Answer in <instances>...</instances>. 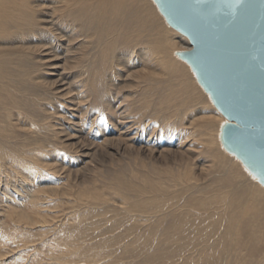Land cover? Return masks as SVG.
Returning a JSON list of instances; mask_svg holds the SVG:
<instances>
[{"label":"bare ground","instance_id":"1","mask_svg":"<svg viewBox=\"0 0 264 264\" xmlns=\"http://www.w3.org/2000/svg\"><path fill=\"white\" fill-rule=\"evenodd\" d=\"M154 2L155 0H0V140L11 141L16 133L12 131L9 133L8 130L15 131L30 124H27L26 121L32 120L33 116L30 117L25 111L32 108V103L36 99L34 92L37 87L41 86L45 91L52 89L58 96H71L69 95L72 93L70 90L65 93L62 92L64 89L59 85L61 79L55 78L57 73L53 67L59 65L55 63L59 57L52 54V46H56V48L57 46H66L64 49L67 53L64 52L66 53L64 61L67 63L71 57L69 54L70 46H82L85 43L86 46L103 44L102 53H100L101 74L103 77L105 71L109 72L107 83H110L111 87L116 86L118 81L115 77H122V73H129V77L144 78L143 81L156 79L154 84H161L164 88L155 90L150 98L147 97L145 101L143 96L142 100L143 106H150V102H155L160 106L151 108L152 111L150 110V112L155 117L153 120H150L152 119V117L149 118L150 116L149 119L145 118L147 123L154 121L151 122L150 129L148 126V131L144 133L145 136L141 134V138L145 137V147L136 146L129 137L132 133L130 129L133 130V128L129 125V113L121 105L116 109V112H113L110 129L108 131L105 129L107 132L105 131L106 134H103L105 135L103 145L100 144L99 146L98 144L92 152L85 149V144L78 140L74 143L76 144L74 149L84 156L98 155L97 152H103L108 143H116V150L122 154L128 153V150H134L138 158L142 159V164L145 165V181H150V184L147 182L149 186H145V190H140L129 187V183L125 190L132 196H135L132 193L135 192L138 197H141L138 200L145 202L143 207L146 208L143 209L147 210V213L148 211L153 212V214H145L147 217H155L154 222L157 219L163 221L162 223L170 220L173 223L172 226L176 227L174 233L172 232L173 235L171 232L166 235L160 231L156 235L162 234L163 241H169L171 244L173 242L174 247L177 246L175 247L177 252H181L184 262L193 257L192 264H197V262L202 264V258L207 264H244L237 258V255H234L237 254V247L243 245L241 244L242 237L248 235L249 238L245 242V246H242L241 252L243 253L248 248L256 249L259 247L257 244L255 246L254 243L264 236L261 228V224L264 225V187L263 185L260 186L259 182L254 183L252 187L244 182L236 185L237 183L233 180L230 172H227L218 176L217 182L222 186L216 191H205V188L199 189V182L196 178L201 177L205 180L212 166L206 165L204 160L197 162V159H200L196 148L198 144L195 140L197 120L203 121L200 125L204 128V134L209 135L208 143L213 145L217 143L218 136L221 139V133L216 136L209 133L208 129L213 130L216 123L209 125L208 122L218 118L221 112L205 107L206 109L199 108V113H197L200 115L199 117H196L195 113L193 114L192 106L194 104L203 102L204 97L207 99L205 103L210 104L211 97L198 82L195 72L190 67L191 65L182 58L180 60L174 57V54L178 56L177 53L183 51V47L180 46L178 40H175L176 38L171 37V32L174 31L167 27L166 18L160 12L157 3ZM81 30L88 31V40L81 39ZM120 42L122 45L117 47V43ZM104 46L106 47L104 48ZM54 50L57 51L58 49ZM110 54L113 55L111 59ZM59 59L58 61H60ZM37 69L40 70L39 73L36 72ZM166 69L168 76L162 80L166 74ZM129 83L125 80L118 82L124 86H122L124 89ZM130 86L128 85V87ZM134 86L136 85L134 84ZM134 86L131 88H135ZM80 92L85 98L82 89ZM80 98L82 99V96ZM84 98L82 101L86 100ZM107 101L110 106V97ZM8 105L13 110H10ZM77 105L75 103L68 104L72 109ZM165 109L166 111H164ZM46 110L50 111L47 107ZM188 110L190 111L188 112ZM116 115L119 116V122L115 118ZM183 116L188 118L186 123H184L185 121L182 123L176 121L178 118L181 121ZM162 119L163 122L171 119L172 121L157 131V125ZM176 122L179 123L178 127L184 124L180 128L183 127L185 133L177 130L175 136L172 128L173 123ZM175 128L178 129L177 125ZM169 129L170 133H168ZM176 137V142H174L175 139L173 140V138ZM223 147L214 149L217 152V157L230 165L231 162H236L235 156L228 151L226 153L221 150ZM6 154H0V159L3 160ZM48 165L49 163L46 164V166ZM241 165L236 164L244 172L246 168L241 167ZM180 166L184 169L182 170ZM51 167L55 168L57 173L61 170L56 165ZM164 168L171 172L169 174L170 182L164 179ZM65 172L70 181L74 176L78 182L80 181V184L84 182V179L80 180L79 171L75 173L71 169ZM149 173L156 174L155 178L159 182L154 183ZM116 178L113 179L118 180L117 182L122 186V180H119L120 178L118 179L117 176ZM147 183L145 182L146 185ZM93 185L96 184L93 183ZM224 186H227L226 191L220 192L219 190H223ZM95 187L98 189L97 186ZM62 189L57 187L58 192L63 193L64 190ZM198 192L200 194H197ZM182 194L189 195L188 199L184 200ZM116 203L122 202L119 200ZM198 210L203 211L200 213ZM21 215L27 219L26 222L33 219L28 214ZM139 215L144 214L139 213ZM247 223H250L253 229L247 227L249 230L245 231L243 226ZM151 236L155 238L154 235ZM184 245L186 248L182 249ZM161 246L164 247V245ZM243 256L241 257L242 260L244 259ZM204 261L203 263H205ZM243 262L245 261L243 260Z\"/></svg>","mask_w":264,"mask_h":264},{"label":"rangeland","instance_id":"2","mask_svg":"<svg viewBox=\"0 0 264 264\" xmlns=\"http://www.w3.org/2000/svg\"><path fill=\"white\" fill-rule=\"evenodd\" d=\"M165 24L174 31L171 32V37L178 40L183 50L191 48L187 36H184L175 28H171L172 26L167 24V21ZM81 39L88 40V31L81 30ZM102 45L86 46L85 43L82 46H70L69 54L71 57L67 63L64 61L67 53L64 49L66 46H57V48L52 46V54L60 58H58L60 61L54 58L55 63L59 64L55 68L53 67L57 73L55 78L61 79L59 85L64 89L62 92L65 93L70 90L72 93L69 95L71 96H58L52 89L45 91L41 86L37 87L34 92L36 99L32 103V108L25 111L30 117L33 116L32 120L26 121L27 124H30L15 131L8 130L9 133L11 131L16 133L11 141L0 140V154L5 155L7 153L3 160L0 159V264H185V262L186 264H192L193 257L192 259H186L184 262L181 252H177V249H175L177 246L174 247L173 242L171 244L169 241H163L162 234L160 236L156 235L158 231L166 233V235L171 232V235H173L176 229L172 226L173 223L170 220L162 223L163 221L158 219L154 222L155 217L145 215L148 213L153 214V212L148 211L147 213V210L143 209L146 208L143 207L145 202H139L138 200L141 197H138L135 192H132L135 195L132 196L125 190L129 183V187L139 188L140 190H145L150 184V181H145V165L142 164V159L138 158L134 150H128V153L122 154L116 150V143H108L103 152H97L98 155L84 156L74 149L76 147L74 143L78 140L85 144V149L92 152L98 144L99 146L100 144L103 145L105 142V135L103 134H106L110 129L113 112H116V109L121 105L129 113V125L133 128V130L130 129L132 133L129 137L136 146L145 147V137H141L142 135L145 136L144 133L148 131V126L150 129L154 122L147 123L145 120L151 117L150 120H153L155 117L150 110L152 111L154 107L160 106L155 102H150L148 107L143 106V100L145 101L147 97L150 98L155 90L164 88L161 84H154L156 79L143 81L144 78H139V80L136 76L129 77V73H122L123 76L120 78L114 76L118 82L125 80L130 82L128 85H136L135 88L126 85L125 89L118 82H116V86L111 87L110 83H107L109 80V72L107 73V71L104 72L103 79L100 58ZM121 45V42L117 43V47ZM54 49L58 50L55 51ZM112 51L114 52V50ZM113 52L112 54H114ZM91 54L92 56H90ZM112 56L110 54V59ZM174 57L181 60L176 54H174ZM36 72L39 73L40 70L37 69ZM167 76L166 69V74L162 77V80ZM80 89L84 92L82 94H85L86 100L81 95ZM109 97L110 106L107 103ZM83 98L85 101H82ZM205 102H207V99L204 97L203 102H198L199 104L192 106L193 114L195 113L196 117L200 116L197 114L199 108L206 109L205 107H209V109L219 112L212 99H210L211 105ZM70 103L78 104L77 106L80 104V106H75L72 109L68 106ZM46 107L50 111L46 110ZM117 115L115 118L120 121ZM221 115L208 122L209 125L216 123L214 124L216 131L208 129L213 136L221 133V127L226 121L225 116L222 113ZM187 120L188 118H185V116L182 117L181 121L179 118L176 119L179 123L184 121L186 123ZM171 121L172 119L164 122L163 119L160 120L157 131L166 127L170 124L168 122ZM177 122L173 123L174 126L171 124L174 134L178 131L184 132L183 127L180 128L184 124L178 127L179 123ZM202 122L198 119L195 128V140L198 144L196 148L200 158L197 159V162H200V160L203 162L204 160L206 165L212 166V169L208 171L205 180L201 177L196 178L199 182V189L203 190L205 188V191H216L222 186L217 182L219 180L218 176L227 172H230L233 180L237 183L236 185L244 182L252 187L254 183L257 184L258 179L243 165V162L241 163L237 156L231 153L236 157V162H231L232 166L228 162H222L217 157V152L214 149L223 147L221 146V139L218 136L216 144L208 143L209 135L204 134V128L200 125ZM176 125L178 129L175 128ZM168 133H170V129ZM176 139L177 137L173 138L174 142H176ZM221 150L228 153L224 147ZM48 163L49 165L46 166ZM237 163L246 168L244 172L236 166ZM53 165L61 169L59 173L51 167ZM71 169L75 173L79 171L80 180L84 179V182L80 184V181L78 182L74 176L70 181L65 171ZM181 169L184 168L181 167ZM163 170L165 171L163 172L165 181L170 182V170L165 168ZM151 174L153 173H149L151 180L154 183L159 182L155 178L156 174ZM195 175L198 176V174ZM116 176L118 179L120 178L119 180H122V186L117 182L118 180L113 179ZM144 181L149 184L146 185ZM93 183L100 191L96 189ZM258 184L263 185L260 182ZM57 187L63 188V193L58 192ZM225 189H227V186L219 191L224 192ZM33 194L37 196L34 197ZM197 194H200V192ZM124 195H126V198H124ZM182 196L184 200L189 197L187 194L186 196L182 194ZM119 200L122 203L117 204L116 201ZM130 200L132 201L130 202ZM37 203L39 205H36ZM199 211L201 213L203 210ZM24 213L30 215L33 218L32 221L28 220L26 222L27 219L21 215ZM139 213L144 215H139ZM243 227L245 231L253 229L250 223L245 224ZM261 228L264 233L263 224H261ZM161 229L163 230L161 231ZM151 235H154L155 238ZM247 240H249L248 235H244L241 244L244 245ZM254 244L260 248H248L242 253L243 245L237 247V254L234 255H237L241 263H264V236ZM161 245H164V247ZM184 248H186L185 245L182 249ZM242 256L245 262L241 259ZM198 259L200 260V258ZM203 261L204 258L201 259V263L207 264Z\"/></svg>","mask_w":264,"mask_h":264},{"label":"water","instance_id":"3","mask_svg":"<svg viewBox=\"0 0 264 264\" xmlns=\"http://www.w3.org/2000/svg\"><path fill=\"white\" fill-rule=\"evenodd\" d=\"M188 37L179 51L225 116L224 148L264 185V0H155Z\"/></svg>","mask_w":264,"mask_h":264}]
</instances>
